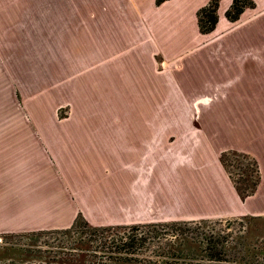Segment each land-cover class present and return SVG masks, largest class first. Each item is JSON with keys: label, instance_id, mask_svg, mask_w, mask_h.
Returning a JSON list of instances; mask_svg holds the SVG:
<instances>
[{"label": "crops", "instance_id": "0c3cea01", "mask_svg": "<svg viewBox=\"0 0 264 264\" xmlns=\"http://www.w3.org/2000/svg\"><path fill=\"white\" fill-rule=\"evenodd\" d=\"M231 1L203 34L208 0H0V234L189 219L147 215L163 157L189 169V152L223 179L202 217H264V0L236 21ZM226 149L258 162L245 200Z\"/></svg>", "mask_w": 264, "mask_h": 264}, {"label": "trees", "instance_id": "16d2710c", "mask_svg": "<svg viewBox=\"0 0 264 264\" xmlns=\"http://www.w3.org/2000/svg\"><path fill=\"white\" fill-rule=\"evenodd\" d=\"M163 1L155 0L156 4ZM219 2L208 0L198 8L196 16L200 33L214 30ZM253 7V0H232L225 17L236 21L246 8ZM219 161L242 200L255 193L261 172L254 156L226 149L221 151ZM260 219L244 215L232 219L92 225L78 212L66 228L10 234L46 238L50 243L40 247L32 242L31 246L23 248L22 254L13 251L3 254L0 263L20 264L21 255L30 257L28 264H224L230 260L248 263L256 251L252 226Z\"/></svg>", "mask_w": 264, "mask_h": 264}, {"label": "rangeland", "instance_id": "374dc122", "mask_svg": "<svg viewBox=\"0 0 264 264\" xmlns=\"http://www.w3.org/2000/svg\"><path fill=\"white\" fill-rule=\"evenodd\" d=\"M0 100L4 108L0 110V118L13 117L14 110L12 105L9 104V95L4 92L3 98H0ZM3 100L6 102H3ZM166 157H163L162 160V172L152 178V182L159 184L160 189L154 192L147 190V205L154 204L152 207L147 206V215L189 217V219L174 220L224 219L223 217H202L213 214V212L218 211L217 209L220 210V197L224 193L221 174L213 167L202 166L203 162L206 161L202 153L189 152V169L178 167L173 169L172 172L169 168H166L170 161V158ZM152 194L154 195V199H151ZM232 218L235 217H225V219ZM224 222L225 220H223V225H225ZM253 225L252 233L255 236L252 242L255 245L256 251L252 260L248 263L245 260L237 262L230 260L223 262L224 264H235L238 262H241V264H264V217H261ZM228 230L232 229L229 228ZM49 241L46 238H33L27 235L12 236L10 234H0V257L12 251V253L22 254L24 253L22 251L23 248H28L32 242L34 244L37 243L40 247H46L47 243H50ZM19 258H21L20 264H28V261L31 260L26 255H21ZM8 262L4 261L0 264Z\"/></svg>", "mask_w": 264, "mask_h": 264}]
</instances>
